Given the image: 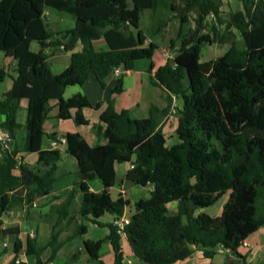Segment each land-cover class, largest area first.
<instances>
[{"label": "trees", "instance_id": "obj_1", "mask_svg": "<svg viewBox=\"0 0 264 264\" xmlns=\"http://www.w3.org/2000/svg\"><path fill=\"white\" fill-rule=\"evenodd\" d=\"M242 10L229 12L222 20L216 0H0V51L15 62L20 77L0 99V128L12 141L22 129L25 137L22 152L37 154L42 169L34 171L18 158L19 148L0 151V242L12 241V259L8 264H51L57 253L69 242L86 233L84 221L101 226L105 214L121 218L130 202L119 195L113 199L110 189L121 182L115 163H131L124 177L127 186H151L148 199L134 203L129 223L122 237L109 224L104 240L82 241L90 264H105L99 251L107 241L113 251L112 264H123L121 240L125 239L133 256L142 264H175L190 257L195 249L211 259L217 249L229 251L226 264H245L238 253L243 241L264 226V0H237ZM45 10L68 15L74 27L56 34L43 21ZM149 12L153 20L151 35L157 36L175 17L178 31L171 46L180 47L173 60L159 67L151 84L180 100L176 109L175 135L179 143L166 146L159 126L165 110L151 107L149 116L137 119L129 110L116 112L111 97L93 126L104 144L90 146L79 134L64 136L65 153L78 167L76 189L50 209L57 215L45 243L27 237L20 240V228H3V216L10 212L28 214L38 199L55 190V171L61 158L58 149L41 148L43 126L56 101L57 120L72 119L76 125H87L82 114L90 102L76 94L64 99L71 86H82L93 76L100 87L115 68L132 71L140 60H151L158 47L144 44L147 36L139 28L140 16ZM195 11L194 28L188 27L189 13ZM164 13L169 15L165 17ZM212 15L210 34L198 35ZM224 30L219 32V27ZM133 30V32L130 30ZM231 29L243 41V49L229 39ZM103 38L107 50L95 51L93 41ZM40 46L38 52L30 44ZM77 42L80 52L72 53L68 67L51 75L47 48L71 51ZM229 43L221 57L200 63L205 44ZM173 47V46H172ZM151 67L150 70L151 71ZM4 74L0 70V81ZM35 94L26 100L25 123L17 122L24 85ZM123 74L116 79L111 95L122 92ZM28 90V89H27ZM101 103L94 105L98 109ZM75 110L72 117L71 111ZM55 139L54 135L48 136ZM93 174L103 185L92 192L87 177ZM80 193L76 211L71 210L75 192ZM229 193L222 213L211 218L195 211L214 205ZM176 202L178 212L167 205ZM79 222V223H78ZM73 232L61 240L67 227ZM49 250L46 260L41 256ZM6 249L0 252V257ZM25 256L27 262L21 261ZM74 255L63 264H73Z\"/></svg>", "mask_w": 264, "mask_h": 264}, {"label": "crops", "instance_id": "obj_2", "mask_svg": "<svg viewBox=\"0 0 264 264\" xmlns=\"http://www.w3.org/2000/svg\"><path fill=\"white\" fill-rule=\"evenodd\" d=\"M241 10H242V6L240 4L239 10H237L236 12L241 11ZM220 12H221V9H220ZM42 19L46 23L48 30L54 34L65 31V30L72 29L75 25L74 21L71 18L65 15H62V14H58V13L52 14L50 10L44 11ZM49 20H51L50 23H49ZM147 20H148V26L146 29L147 31H149V29H152V25H153V20L150 14H147ZM189 21H190V18H189ZM140 22H141V16H140V21H139V28H140ZM166 27L157 36H161V34L164 33ZM220 28H223L224 30V26H221ZM130 30L133 32L131 28ZM230 31L235 36L234 40L236 42V46L239 49H243L244 45H243V41H242L240 34L234 29H231ZM150 43H154L158 47L157 51L154 53L151 60L138 61L135 65V68L132 71L122 72L121 70V74H123V84H122L121 93L111 95V91L116 85V79H117V76L113 73L105 79L104 88L100 87L96 79L91 75L89 76L88 80L85 82L84 85L71 86L64 90L63 92L64 99H68V98L73 97L76 94H79V95L84 96L92 105L91 108H85L82 110V114L88 122L87 125H76L72 119L57 120L56 114L58 110L56 107V101L50 102L51 112L49 113L48 119L45 121L44 126H43L45 136L43 137L41 148L43 150L58 149L60 151L61 158L57 164V169L55 171V178L57 179L55 190L48 196L38 199L35 202V205L37 203L41 205L42 211L40 212V215H41L40 217L45 219L46 217L50 218L53 216L54 220L52 221L54 224L57 220V215L54 213H51L50 209L56 206L61 201H63L69 195L71 191L75 190L76 184L78 182V179L74 180L73 182L68 181L69 172L65 170L67 167H71L72 169H74V166L71 160L68 159V155L65 153V149H66L65 142H62L61 140L64 139V136L67 133H77L90 146L104 144L105 143L104 140L96 137L93 126L99 122V115L101 114V112L105 110L106 101L110 97L113 100V108L116 112H121L122 110H129L131 112V115L137 119L147 118L149 116L151 107H156L158 110H165L166 113L163 115L159 126L162 128V131L165 134L166 143L168 141V143L171 144L170 147L179 143V140L177 136L175 135L176 116L171 114L172 105H175L176 109L180 107V104L175 103L176 100H178V98L172 96L171 102L169 103L166 92L163 91L161 88L156 87L151 84V78L153 77L154 72L159 67H162L163 65H165V63L171 59L168 60L167 58L161 55V53H164V52L167 53L168 51L166 50V47H162L158 45L157 42H155L154 40L147 39L144 44V47H147ZM92 45L95 51L107 50V44L103 38L93 41ZM205 45L212 47L217 44H205ZM169 46H170V49H172V51L175 50V56H176L177 51L180 47V43L176 41L174 42V44L172 45L173 47H172L171 42H170ZM221 46H223L225 50H223L221 55H218L219 57L223 56L228 51L229 43H225ZM30 50L32 52H38L40 50V46L36 42H32L30 44ZM81 50H82V44L80 42H77L74 48L69 52H65L61 48L44 49V52L48 55L47 64L49 67L50 74L57 75L61 73L63 70H65L70 63L71 54L80 52ZM211 53L213 55L209 57L206 62L215 60L216 58H218V56L214 57L213 52ZM167 57L172 58L170 55H167ZM4 58H5L4 60L5 65L3 66V68L0 67V70H2L4 74L2 81H0V99L3 97L5 93H7L12 88L13 80L20 77L19 74L15 71L14 60L11 57H6L5 55H4ZM199 61H200V57H199ZM200 63H205V62L200 61ZM150 67L152 68L151 71H149ZM21 87H22V91L24 93L26 92L27 95H23L22 100L20 102V110L17 114V122L21 126H23L25 123V116H26V111H25L26 103H27L26 99L30 95H33L35 93L33 90H31V87L29 85L25 84L24 86H21ZM97 103H101V106L98 109H95L94 105ZM74 114H75V110H72L71 116L73 117ZM2 121H3V118L0 117V124ZM50 135H54L55 139H50L48 137ZM24 137H25V134L23 130L20 129L16 134L15 140L13 141V146L20 149L19 150L20 152L17 155V157L22 158L23 163L26 164L30 169L34 171L41 170L42 165L38 163L37 161V154L35 153L30 154V153L22 152L21 147L24 142ZM131 167H132L131 163H115L114 164V169H115L117 178L121 180V182L119 183L120 185L116 187L117 189L116 197H114L111 193L114 187L110 189V194L113 199H116L119 195H121L123 199H126L130 202V206L125 209L124 214H123V216L128 218L129 220L134 211L133 210L134 203L141 199H148L149 193L152 190L151 186H145V187L130 186V187L125 188V183L123 180H124L126 173L129 171ZM76 173H78L77 163H76ZM86 182L92 192L97 193L103 190L102 183L93 174L87 177ZM226 195H228L229 197V193H226L219 200L225 197L226 200L224 201V203H226L228 200ZM79 197H80V193L76 191L74 195V199L72 201L71 210L76 211L78 209V198ZM219 200L216 203H218ZM35 205L33 206V208L35 207ZM214 205H212L211 207H213ZM224 205L225 204L222 203L212 213L214 217H211L205 213V211H207V209L211 207H208L205 209H199L195 211L194 215L197 216L198 214L202 213L211 218H216L221 215ZM177 207L179 208V204L176 202H173L167 205L168 210L172 213L178 212L176 210ZM47 208L48 210L46 212H43V209H47ZM17 213H22V217H21L22 220L25 219V216H27V214L24 211L17 212ZM9 214H5L2 218L3 228L18 227L16 224H14L15 226L5 227V223L9 222L8 220H10ZM106 215L110 216V220L106 222L104 225L102 224L101 226L92 224L90 221H84L89 224V226L85 225L86 233L82 236L84 241H85V238H88L89 236L91 237H89V239H86V240L97 241V240L106 239V237L109 234V229L107 226L109 224L113 225V221L115 219V217L112 215L105 214L104 216ZM103 217H101L98 220L99 223ZM99 228H103V229L105 228V229L103 230V232H100L99 234H96L94 232L90 234L91 230L95 231L96 229H99ZM66 229L67 228H65L60 235L61 240L67 237L66 236L65 238H62L63 233H66ZM25 230H26L24 231L25 240L21 239V234L19 235L20 240L23 242V246L25 244L27 237L31 239L33 238L37 239L38 233H39L37 225L35 226V230H32L31 227H29V225H27L26 223ZM20 233H21V230H20ZM30 234H33V237H30ZM73 241L67 243L57 253L54 261L51 264L53 263L56 264L58 254L64 248H66L69 244H71ZM245 241L247 243V247L238 249V253L245 258V264H264V226L258 229L253 234H251ZM121 244H122V249H123V254H124L123 264H126L128 262L130 264H142L139 260H137L133 256V253L125 239L121 240ZM46 252L48 253V257H49L50 251L46 250L44 253ZM228 255H229L228 250L219 248L217 249L215 255L211 259H208L203 256L200 250L195 249L193 254L190 257L186 258L183 261L176 262L175 264H226ZM99 256H100L101 261L104 262L105 264L113 263V260H114L113 251L111 249L110 244L107 241H105L104 244L102 245L99 251ZM46 259H42V260H46Z\"/></svg>", "mask_w": 264, "mask_h": 264}, {"label": "rangeland", "instance_id": "obj_3", "mask_svg": "<svg viewBox=\"0 0 264 264\" xmlns=\"http://www.w3.org/2000/svg\"><path fill=\"white\" fill-rule=\"evenodd\" d=\"M217 5L219 6V8L221 9L222 12V20H225L227 18V15L229 12H236L237 10H239L240 8V3L237 0H216ZM174 4H177V0H174ZM50 12L52 14L56 13L52 10H50ZM147 14H150L149 12L145 11L141 14V22H140V29L143 31V33L145 35H147V39L150 40H154L155 42H157L158 45L162 46V47H166V50L168 51L167 53H161V55L163 56L166 53L167 55H170L172 58H170L171 60L175 57V50L172 51V49H170V41L175 39L176 33L178 31V19L177 17L173 18L169 23L168 26L166 27L165 31L163 34H161V36H152L151 35V29H149V31H147V26H148V20H147ZM165 17H163L164 19L169 15L168 13H164ZM190 21L188 24V27L190 28H194V23H193V19L196 16L195 11L191 12L188 14ZM67 17H69L68 15H65ZM70 18V17H69ZM51 22V20H49V23ZM211 24H216L215 23V19L213 16H209L207 18L206 21V27L204 30L202 31H198V35H203V34H210V27ZM223 30V28L219 27V32H221ZM230 39H235V36L233 34L229 35ZM223 50H225V48H223V46H221L220 44H217L215 46L209 47L208 45H205L202 47L201 49V55H200V61L201 62H206L207 59L209 57H211L213 54L211 52L214 53V57H217L218 55H221ZM219 57V56H218ZM5 58L3 53L0 51V67L3 68V66L5 65L4 62ZM176 104H180V100H176L175 102ZM176 116V115H174ZM170 143H166L167 147H170ZM13 143L11 144V150L13 149ZM68 159L71 160V162L73 163L74 169H72L71 167H67L65 171L69 172L68 175V181L69 182H73L74 180L78 179V173H76V162L73 158L68 156ZM68 166V165H67ZM119 179V178H118ZM120 180V179H119ZM120 185L117 184L114 189L111 191L112 195L114 197L117 196V189L116 187ZM126 187H130L125 185ZM132 190V189H131ZM227 199H228V195H226ZM226 200V198H222L221 200H219L218 203H216L213 207L207 209V211H205V213L211 217H214V215H212V213ZM80 203V197L78 198V206ZM132 209V208H131ZM48 210L47 209H43V212H46ZM176 210L178 211L179 208L177 207ZM42 211L41 205L40 204H36L35 207L33 209L30 210V212L27 214V216H25V219H21L22 217V213H17V212H12L9 214V222L5 223V227L8 226H15L14 224H16L20 230H21V239L25 240V225L27 223V225H29V227H31L32 230H35V226L37 225L38 227V237H37V241L40 243H45L49 237H50V230H51V225L53 224V216L48 218L46 217L45 219L40 217V212ZM110 220V216L106 215L104 216L101 220L100 223L101 224H105L106 222H108ZM84 225L89 226V224L87 222H84ZM105 229V228H104ZM103 228H99L96 229L95 231L91 230L90 234H92V232L99 234L100 232H103L104 230ZM102 230V231H101ZM73 232V226L67 227L66 229V233H63L62 238H65L66 236H68L69 234H71ZM91 237V236H89ZM85 238L86 239H89ZM82 241L83 237H79L76 238L71 244H69L66 248H64L57 257L56 260V264H63L64 262L68 261L70 258H72L74 255L77 256V260L75 261V264H90L87 261V257L86 254L83 252L82 249ZM12 241L10 239H5L3 241L0 242V252H2L4 249H6V253L3 254L0 257V264H8L10 262V260L12 259ZM42 259H46L48 258V253H44L42 254ZM21 261L27 262V259L23 256L20 259ZM26 260V261H25ZM55 264V263H53ZM128 264V263H126ZM130 264V263H129Z\"/></svg>", "mask_w": 264, "mask_h": 264}, {"label": "built area", "instance_id": "obj_4", "mask_svg": "<svg viewBox=\"0 0 264 264\" xmlns=\"http://www.w3.org/2000/svg\"><path fill=\"white\" fill-rule=\"evenodd\" d=\"M212 16V15H210ZM165 58H167L168 60L170 58H168L166 56V54L163 55ZM121 73V70L119 68H115L113 70V74H115L116 76H119ZM176 113V106L172 105L171 107V114L174 115ZM62 142H65L64 139L61 140ZM13 143L12 139L10 138L9 134L7 133V131L3 130L2 128H0V151H10L11 150V144ZM9 214V213H7ZM129 223V219L122 216L121 218H116L113 221V226L116 228L117 233L120 234L122 237H124L123 234V230L124 227ZM30 237H33V234H30ZM245 248L247 247V243L246 241H243V243L241 244L240 248ZM129 264V262H128Z\"/></svg>", "mask_w": 264, "mask_h": 264}, {"label": "water", "instance_id": "obj_5", "mask_svg": "<svg viewBox=\"0 0 264 264\" xmlns=\"http://www.w3.org/2000/svg\"><path fill=\"white\" fill-rule=\"evenodd\" d=\"M122 72H124V70H122Z\"/></svg>", "mask_w": 264, "mask_h": 264}]
</instances>
